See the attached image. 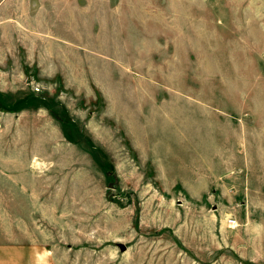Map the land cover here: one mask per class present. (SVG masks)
I'll list each match as a JSON object with an SVG mask.
<instances>
[{
	"label": "rangeland",
	"instance_id": "1",
	"mask_svg": "<svg viewBox=\"0 0 264 264\" xmlns=\"http://www.w3.org/2000/svg\"><path fill=\"white\" fill-rule=\"evenodd\" d=\"M0 97L57 264H264V0H0Z\"/></svg>",
	"mask_w": 264,
	"mask_h": 264
},
{
	"label": "crops",
	"instance_id": "2",
	"mask_svg": "<svg viewBox=\"0 0 264 264\" xmlns=\"http://www.w3.org/2000/svg\"><path fill=\"white\" fill-rule=\"evenodd\" d=\"M0 169L4 170V172H0V184L9 188L13 185L16 190L18 185L17 177H15L17 175V166L13 167L12 160L8 161L7 156L0 155ZM19 191L21 193V186ZM5 194L0 193L1 201L9 202L17 199ZM6 206L14 209L3 208L2 212L0 211V217H2L0 220V264H57L52 249L40 244L32 235L22 234L16 230V228L19 230L20 226L15 224L13 214L20 216L14 213L18 207L13 205V203H6ZM19 210H21L20 205Z\"/></svg>",
	"mask_w": 264,
	"mask_h": 264
},
{
	"label": "trees",
	"instance_id": "3",
	"mask_svg": "<svg viewBox=\"0 0 264 264\" xmlns=\"http://www.w3.org/2000/svg\"><path fill=\"white\" fill-rule=\"evenodd\" d=\"M2 99V100H1ZM0 105L1 106H7L6 102L4 101L3 98L0 97Z\"/></svg>",
	"mask_w": 264,
	"mask_h": 264
},
{
	"label": "water",
	"instance_id": "4",
	"mask_svg": "<svg viewBox=\"0 0 264 264\" xmlns=\"http://www.w3.org/2000/svg\"><path fill=\"white\" fill-rule=\"evenodd\" d=\"M122 249H123V247H122Z\"/></svg>",
	"mask_w": 264,
	"mask_h": 264
}]
</instances>
